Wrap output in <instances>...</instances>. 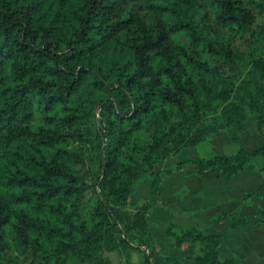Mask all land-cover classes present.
Returning a JSON list of instances; mask_svg holds the SVG:
<instances>
[{
  "label": "clouds",
  "instance_id": "obj_1",
  "mask_svg": "<svg viewBox=\"0 0 264 264\" xmlns=\"http://www.w3.org/2000/svg\"><path fill=\"white\" fill-rule=\"evenodd\" d=\"M0 264H264V0H0Z\"/></svg>",
  "mask_w": 264,
  "mask_h": 264
}]
</instances>
